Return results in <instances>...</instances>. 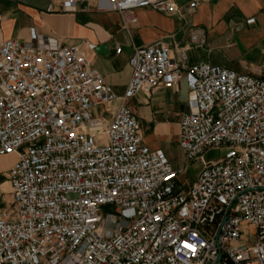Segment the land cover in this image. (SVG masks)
Listing matches in <instances>:
<instances>
[{
  "label": "built area",
  "instance_id": "2783aa9c",
  "mask_svg": "<svg viewBox=\"0 0 264 264\" xmlns=\"http://www.w3.org/2000/svg\"><path fill=\"white\" fill-rule=\"evenodd\" d=\"M79 1L87 0L65 9ZM140 7L178 11L176 0L94 3L117 12L126 31ZM188 39L206 43L199 28ZM185 47H134L117 96L79 46L33 31L29 41L0 43V156H16L3 174L10 202L0 214V264H264V76L190 64ZM182 79L190 100L175 169L143 142L126 101ZM209 149L223 154L205 160ZM196 158L200 169L181 182Z\"/></svg>",
  "mask_w": 264,
  "mask_h": 264
},
{
  "label": "crops",
  "instance_id": "0c3cea01",
  "mask_svg": "<svg viewBox=\"0 0 264 264\" xmlns=\"http://www.w3.org/2000/svg\"><path fill=\"white\" fill-rule=\"evenodd\" d=\"M66 1L0 0V43L6 39L29 41L33 31L39 37L79 46L117 96L123 94L128 83V58L133 48L156 41L167 43L171 54L188 45L185 53L190 64L209 63L240 74L264 76V0H197L193 13L185 9L191 0H176L178 11L173 14L140 7L134 10L136 24L128 31L121 28L117 12L95 10V0L76 2L70 10L65 9ZM250 18L254 22L248 24ZM193 28L205 34L203 46L188 44V33ZM86 43L96 48L106 45L112 53H98L96 48L86 51ZM116 48L120 49L118 53ZM189 100L182 79L175 87L157 86L126 101L139 122L143 142L150 149L161 150L175 169L182 157L172 164L167 145L175 144L178 149L179 121L188 110ZM102 117L108 119L109 114L103 113ZM246 228L253 230L251 226Z\"/></svg>",
  "mask_w": 264,
  "mask_h": 264
},
{
  "label": "rangeland",
  "instance_id": "374dc122",
  "mask_svg": "<svg viewBox=\"0 0 264 264\" xmlns=\"http://www.w3.org/2000/svg\"><path fill=\"white\" fill-rule=\"evenodd\" d=\"M95 113L102 114L101 109H95ZM167 149L169 152V160L172 164H176L178 159H180L181 154L175 144L167 145ZM21 150V149H20ZM223 154L222 149H209L204 153L205 160H215L221 157ZM16 156L15 154H8L4 156H0V174L2 172H5L8 167L13 163ZM200 169V161L199 159H193L188 167L186 168V171L180 175V181L184 183H190L193 178L195 177V174ZM10 202V195H9V189L8 185L5 179V176L2 175L0 177V214L5 210ZM103 214L112 213V209L109 206H106L103 208ZM252 234L253 230L250 228L244 229L243 232V239L247 238V243H250L252 241Z\"/></svg>",
  "mask_w": 264,
  "mask_h": 264
},
{
  "label": "water",
  "instance_id": "95a60500",
  "mask_svg": "<svg viewBox=\"0 0 264 264\" xmlns=\"http://www.w3.org/2000/svg\"><path fill=\"white\" fill-rule=\"evenodd\" d=\"M96 51L98 53H103V54H106V53H112V51H108L106 45H99L97 48H96Z\"/></svg>",
  "mask_w": 264,
  "mask_h": 264
},
{
  "label": "bare ground",
  "instance_id": "6f19581e",
  "mask_svg": "<svg viewBox=\"0 0 264 264\" xmlns=\"http://www.w3.org/2000/svg\"><path fill=\"white\" fill-rule=\"evenodd\" d=\"M7 182V181H6ZM7 185H8V189H9V191H10V188H9V184H8V182H7Z\"/></svg>",
  "mask_w": 264,
  "mask_h": 264
}]
</instances>
